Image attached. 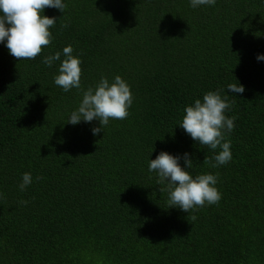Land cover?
Listing matches in <instances>:
<instances>
[{"label": "trees", "instance_id": "1", "mask_svg": "<svg viewBox=\"0 0 264 264\" xmlns=\"http://www.w3.org/2000/svg\"><path fill=\"white\" fill-rule=\"evenodd\" d=\"M54 39L35 59L0 42V264H264V0H63ZM67 27H61V25ZM72 45L81 88L54 83ZM61 58L48 67V55ZM121 76L124 120L68 122L83 92ZM229 84H242L233 93ZM233 102L232 160L179 125L209 91ZM188 153L195 178L217 175V204L169 207L149 162ZM32 183L19 188L24 173ZM40 177V179H37ZM27 201L22 204L20 201ZM195 215L196 219L191 217Z\"/></svg>", "mask_w": 264, "mask_h": 264}, {"label": "clouds", "instance_id": "2", "mask_svg": "<svg viewBox=\"0 0 264 264\" xmlns=\"http://www.w3.org/2000/svg\"><path fill=\"white\" fill-rule=\"evenodd\" d=\"M216 0H190V5L195 8L201 5L214 6ZM57 8L64 13L67 5L63 0H0V42L6 40V47L10 54L18 60L35 59L41 54L42 49L51 44L54 37L49 29L56 23V17L42 15L45 8ZM67 27V25H61ZM72 45L63 48L64 59L59 65V74L54 77V83L67 92L72 88H81V60L74 56ZM61 52L44 58V63L51 67L55 61L60 60ZM257 60H264V54H258ZM228 89L233 93H243L242 84H229ZM133 102V94L128 83L119 75L113 82L102 77L95 89L89 87L83 92V98L77 110L73 111L68 122L76 125L81 120L85 122L99 121L98 127L92 128L93 135H98L109 124L110 119L124 120L129 116V107ZM227 96L220 95V91H209L203 99H196L193 105L184 109L182 122L179 124L193 140L210 149H222L214 156V163L208 158L204 164L215 168L227 164L232 160L230 141L225 140V134L234 129L235 117L228 118L226 110L232 108ZM180 156H174L161 151L159 155L150 160L149 171L158 173L157 184L164 185L161 191L169 195V207H179L189 213L203 207L205 203H219L222 194L215 187L217 175L200 174L195 178L186 169L193 167V161L188 153H184L183 160L186 167L179 164ZM30 173H24L19 185L24 191L32 183ZM40 179V177H37ZM3 193H0V198ZM27 204V201H20ZM192 220L196 217L193 215Z\"/></svg>", "mask_w": 264, "mask_h": 264}]
</instances>
